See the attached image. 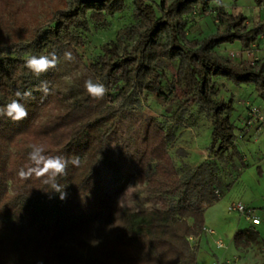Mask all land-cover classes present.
I'll use <instances>...</instances> for the list:
<instances>
[{
	"label": "trees",
	"instance_id": "1",
	"mask_svg": "<svg viewBox=\"0 0 264 264\" xmlns=\"http://www.w3.org/2000/svg\"><path fill=\"white\" fill-rule=\"evenodd\" d=\"M222 1L131 0L134 23L118 30L96 61L83 65L79 78L61 90L59 66L37 78L24 57L55 51L62 61L70 50L81 62L76 49L83 46L82 32L90 24L108 26L107 18L126 9L125 0H0V106L15 99L16 90L34 89L41 80L50 88L43 99L34 91V99L21 101L27 119L0 118V264H197L202 204L217 202L235 180L225 183L219 163L238 172L247 168L235 145L233 99L213 100L220 92L216 80L249 85L264 103V63L237 65L218 52L234 43L252 47L264 36V20L249 29L241 13L225 12ZM212 11L213 33L189 39L188 20ZM169 63L176 67L170 80ZM89 78L108 88L102 100L86 92ZM174 88L210 118L211 159L179 176L168 150L175 133L152 120L132 178L160 208L128 212L99 187L105 144L124 111L145 96L166 98L163 90ZM33 143L43 144L49 155L79 157L78 167L70 165L57 178L63 200L41 179L18 177Z\"/></svg>",
	"mask_w": 264,
	"mask_h": 264
},
{
	"label": "rangeland",
	"instance_id": "2",
	"mask_svg": "<svg viewBox=\"0 0 264 264\" xmlns=\"http://www.w3.org/2000/svg\"><path fill=\"white\" fill-rule=\"evenodd\" d=\"M153 1L158 2V0ZM125 7L124 12L107 18L108 26L105 28L90 24L88 31L82 32V37H84L83 46L76 49L81 57V62L62 60L58 65L59 70L56 81L61 90H67L75 81V78H79L83 65H89L96 61L97 57L102 54L101 47L114 40L118 30L134 23L131 17V0H125ZM259 7L264 11V4ZM238 10L227 9L231 15H237ZM242 13H245V24L249 29L264 20L262 14H257V10L253 12L245 10ZM213 15L214 12L212 11L210 15L207 12L204 13V17L197 18L196 22L194 19H189V25L185 27L188 38L197 40L213 33L217 23L214 21ZM237 47L228 46L225 50L220 48L218 52L222 55L224 53L225 56L229 55L232 59L241 61L240 63L247 62L253 65L257 62L252 57L256 48L254 44L248 49ZM232 62L237 64L234 61ZM166 67L168 79L176 77L175 64L169 63ZM216 86H218L220 92L213 97V100L215 102L227 101L232 97L234 108L230 115L231 120L239 131V137L243 139L247 136L245 139L248 140L250 134L251 137L254 135L252 130H255L256 125H248L247 110L251 107L262 108L264 103L261 102L249 85L235 87L228 81L217 79ZM163 91L166 93V98H160L157 95L145 96L139 100L134 109L124 111L118 118L114 131L109 135L105 144V161L99 168L98 174L99 187L101 191L118 202L128 212L160 208L157 199L144 192L132 178L137 169L138 161L145 150V133L152 120L159 121L164 129L170 128L175 133L173 140L168 145V150L175 162L179 176H183L188 170L199 166L205 160L211 159L208 153L212 139L210 118L200 108L191 103V99L184 94L183 90L174 88L170 93L166 89ZM257 126L264 128V124ZM219 164L220 175L224 178L225 183H230V181L237 178V173L240 171H233L231 165ZM224 204L225 201L222 205ZM234 216L235 213L230 215V222L236 219ZM243 225L244 221L242 219L241 226ZM246 239L250 241L251 237L246 236ZM206 260H203V257L197 254V264H207Z\"/></svg>",
	"mask_w": 264,
	"mask_h": 264
},
{
	"label": "crops",
	"instance_id": "3",
	"mask_svg": "<svg viewBox=\"0 0 264 264\" xmlns=\"http://www.w3.org/2000/svg\"><path fill=\"white\" fill-rule=\"evenodd\" d=\"M222 7L227 13L230 12L227 9L233 11L239 9L237 13L241 14L245 10L248 12L257 10V14H262L261 16L264 17L261 7L256 6L251 0H238L236 3L223 0ZM254 45L256 48L252 57L257 62L264 63V37H259ZM228 46L241 48L234 43L222 46V49L225 50ZM222 56L237 64L241 62L232 59L229 55L225 56L224 53ZM257 127L252 130L254 135L251 137L250 134L248 140L245 139L247 136L241 139L239 131L236 132L235 145L247 168L239 172L238 177L232 182L230 191L223 195L219 202L203 205L205 218L203 227L210 229L213 234L201 235L198 242V247L201 248L199 247L198 254L203 260L207 259V264H264V216H261V212H264V128ZM224 201L225 204L222 205ZM232 203H241L254 210L255 216L260 217L259 225L253 226L239 214L229 212L228 208ZM233 213L236 219L230 222L229 218ZM242 219L243 226H241ZM246 236L251 237V242L245 240ZM218 243L223 247H218Z\"/></svg>",
	"mask_w": 264,
	"mask_h": 264
},
{
	"label": "clouds",
	"instance_id": "4",
	"mask_svg": "<svg viewBox=\"0 0 264 264\" xmlns=\"http://www.w3.org/2000/svg\"><path fill=\"white\" fill-rule=\"evenodd\" d=\"M2 47V46H0ZM0 58L3 54L0 53ZM62 59L65 61H73L75 56L70 50L63 52ZM61 61V56L55 51L47 55H26L24 57V65L32 75L39 78L41 75L57 68ZM84 88L89 96L94 100H102L108 92V88L103 82L98 79L89 78L84 81ZM41 93V99L50 94L49 82L41 80L34 89L16 90L12 99L7 104L0 106V118H7L12 122H20L28 118L29 112L27 107L21 101L34 99L33 92ZM30 150L27 153L29 163L21 167L17 175L21 180H29L32 177L41 179L42 183L48 185L52 192L60 193V199L63 200L66 196L64 186L57 182V178L67 174L69 166L78 167L80 159L73 155L67 158L62 155H49L43 144L33 143L29 146Z\"/></svg>",
	"mask_w": 264,
	"mask_h": 264
},
{
	"label": "built area",
	"instance_id": "5",
	"mask_svg": "<svg viewBox=\"0 0 264 264\" xmlns=\"http://www.w3.org/2000/svg\"><path fill=\"white\" fill-rule=\"evenodd\" d=\"M247 117H248V125L255 124L261 125L264 124V113H262L261 108L251 107L247 110ZM229 212H235L243 217L245 220L251 222L253 226H257L260 223V217L255 216L254 210L247 208L241 203H232L231 206L228 208ZM261 216H264V212H261ZM203 233L213 234L210 229H206L203 227ZM218 247L221 246V243L217 244Z\"/></svg>",
	"mask_w": 264,
	"mask_h": 264
}]
</instances>
